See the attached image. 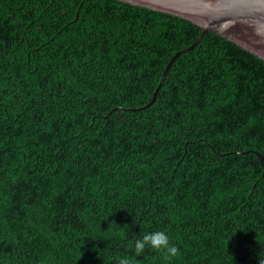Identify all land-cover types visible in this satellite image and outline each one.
Listing matches in <instances>:
<instances>
[{
  "label": "trees",
  "instance_id": "trees-1",
  "mask_svg": "<svg viewBox=\"0 0 264 264\" xmlns=\"http://www.w3.org/2000/svg\"><path fill=\"white\" fill-rule=\"evenodd\" d=\"M201 33L118 0H0V264H260L264 61L206 33L132 111ZM156 231L178 256L136 255Z\"/></svg>",
  "mask_w": 264,
  "mask_h": 264
},
{
  "label": "water",
  "instance_id": "water-1",
  "mask_svg": "<svg viewBox=\"0 0 264 264\" xmlns=\"http://www.w3.org/2000/svg\"><path fill=\"white\" fill-rule=\"evenodd\" d=\"M131 5L168 13L187 19L202 28L198 40L178 51L166 66L149 104L133 109L150 108L158 98L168 70L181 55L194 49L206 33L213 32L264 61V0H118ZM78 18V17H77ZM261 162L264 155L257 154Z\"/></svg>",
  "mask_w": 264,
  "mask_h": 264
},
{
  "label": "clouds",
  "instance_id": "clouds-1",
  "mask_svg": "<svg viewBox=\"0 0 264 264\" xmlns=\"http://www.w3.org/2000/svg\"><path fill=\"white\" fill-rule=\"evenodd\" d=\"M110 230V229H109ZM134 244L135 253L139 256L144 252L146 246H150L157 251H163L165 258L176 257L179 255V249L175 245H171L168 235L163 231L151 233H143L141 238L131 242ZM119 264H132L128 258L119 259ZM260 264H264V258H261Z\"/></svg>",
  "mask_w": 264,
  "mask_h": 264
}]
</instances>
